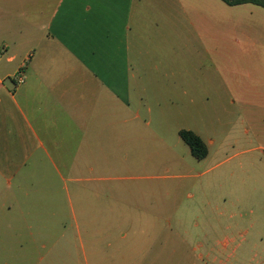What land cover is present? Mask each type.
I'll return each instance as SVG.
<instances>
[{
    "label": "crops",
    "instance_id": "obj_1",
    "mask_svg": "<svg viewBox=\"0 0 264 264\" xmlns=\"http://www.w3.org/2000/svg\"><path fill=\"white\" fill-rule=\"evenodd\" d=\"M219 1L0 0V217H23L28 231L31 195L49 188L57 195L64 174L124 169L130 155L160 151L163 127L181 99L187 113L196 100L203 110L213 101L235 111L232 129L212 155L215 139L206 144L198 130L189 131L207 147L203 161L223 154L222 163L233 160L229 166L253 175L249 196L258 200L252 187L264 189V35L209 36L227 10L257 13L264 25V8ZM242 186L229 193L239 213ZM238 221L247 228L233 246L234 261L264 263V217ZM16 237H0L10 264H42L44 255L32 262L33 247L4 245ZM230 245L227 237L208 240L212 256L205 264H222L220 251ZM80 251L86 254L82 245ZM49 253L44 264H64V245Z\"/></svg>",
    "mask_w": 264,
    "mask_h": 264
},
{
    "label": "rangeland",
    "instance_id": "obj_2",
    "mask_svg": "<svg viewBox=\"0 0 264 264\" xmlns=\"http://www.w3.org/2000/svg\"><path fill=\"white\" fill-rule=\"evenodd\" d=\"M237 11L227 10L223 20L216 19L217 24H223L216 31L211 29L209 38L215 33H225L227 39L264 35L257 13ZM210 20L213 23V16ZM234 113L215 108L213 101L209 110H203L197 100L187 113V103L181 99L176 109L170 110V126L163 127L160 151L130 155L124 169L118 166L97 175L64 174L65 181L56 182L57 195L53 188L49 193L31 195L33 216L25 217L28 231L23 217H0V237L18 235L12 244L4 245L33 247L32 262L44 255L42 264L51 254H47L49 248L63 245L64 264H205L206 257L212 256L207 241L220 242L227 237L231 245L226 252L220 251L217 261L237 264L233 246L247 228L238 218L264 217V201L260 200L264 189L258 183L252 187L258 200L250 198L248 186L256 184L250 178L253 175L229 166L233 160L222 163L226 158L223 154L208 161L194 159L178 136V130L190 129L198 130L206 144L215 139L210 147L212 155L232 129L229 121ZM226 151L227 157L233 154L232 147L227 146ZM114 160L120 165V158ZM215 163L219 165L213 168ZM91 177L98 178L97 182H73ZM241 184L246 198L239 213L229 193ZM75 185L79 187L74 189ZM39 212L42 216L34 217ZM239 224H243L242 230ZM81 245L86 254L80 251ZM10 257L0 248V264H10ZM244 264L257 263L249 259Z\"/></svg>",
    "mask_w": 264,
    "mask_h": 264
},
{
    "label": "trees",
    "instance_id": "obj_3",
    "mask_svg": "<svg viewBox=\"0 0 264 264\" xmlns=\"http://www.w3.org/2000/svg\"><path fill=\"white\" fill-rule=\"evenodd\" d=\"M228 6L241 4H253L264 8V0H221ZM179 136L189 147L190 153L196 160H202L207 156V147L200 137L189 130H180Z\"/></svg>",
    "mask_w": 264,
    "mask_h": 264
},
{
    "label": "built area",
    "instance_id": "obj_4",
    "mask_svg": "<svg viewBox=\"0 0 264 264\" xmlns=\"http://www.w3.org/2000/svg\"><path fill=\"white\" fill-rule=\"evenodd\" d=\"M23 79H24V76H23V70L22 69H19L16 73V82L19 84V83H22L23 82Z\"/></svg>",
    "mask_w": 264,
    "mask_h": 264
}]
</instances>
